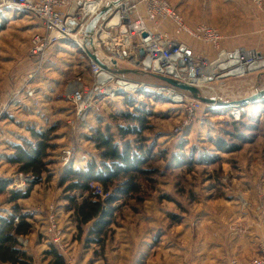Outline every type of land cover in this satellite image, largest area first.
I'll use <instances>...</instances> for the list:
<instances>
[{"label": "rangeland", "instance_id": "rangeland-1", "mask_svg": "<svg viewBox=\"0 0 264 264\" xmlns=\"http://www.w3.org/2000/svg\"><path fill=\"white\" fill-rule=\"evenodd\" d=\"M170 3L175 9L185 6L187 13L176 10L189 24L205 23L227 36L225 49L241 46L264 55V10L250 0ZM42 28L31 16L7 20L0 34V101L5 104L6 94L24 83L33 92L25 105L0 117L1 180L22 173L16 160L20 148L31 151L40 141L47 147L45 170L27 194L11 193L12 182L0 194V212L15 209L11 220L25 227L22 235L29 241L19 264H53L54 249L66 264H230L234 258L256 257L264 238V100L244 106L240 117L234 106H202L191 125L179 131L182 108L164 97H147L131 110L126 98L105 99L73 127L71 86L76 81L93 85L85 52L69 38L40 64L29 50ZM192 49L196 57L214 59L213 51L203 56ZM204 86H227L240 96L252 90L251 95L264 94V74L214 79ZM135 126L138 134L119 135L118 127ZM102 134H112L119 149L129 145L144 152L143 172L134 173L137 190L120 195L124 181L106 188L91 178L89 165L101 168L105 160L97 141ZM89 200L111 213L100 215L110 221L100 234L92 223L80 225L72 208Z\"/></svg>", "mask_w": 264, "mask_h": 264}, {"label": "built area", "instance_id": "built-area-1", "mask_svg": "<svg viewBox=\"0 0 264 264\" xmlns=\"http://www.w3.org/2000/svg\"><path fill=\"white\" fill-rule=\"evenodd\" d=\"M107 2L108 0H0V14L7 12L6 10L21 11L28 17L34 16L41 21L42 31L33 35L29 50L30 55L36 57L40 64L54 46L69 38L85 52L82 56L87 60L93 85L76 81L71 86V102L75 108V119L71 121L73 127L85 122L94 105L105 99L114 101L126 98L138 104L147 97H164L174 106L182 108L179 131L191 125L202 106L215 107H207L187 92L153 84L126 72L116 75L95 64L85 48L86 27ZM250 4L264 10V0H250ZM165 24L174 34L165 30ZM183 36L210 46L215 54L214 59L196 57L192 47L182 39ZM94 37L100 46L99 53L122 69L195 86L199 85L195 82L197 77L206 76L202 82L204 86L214 79L241 78L252 72H264V55L261 52L241 46L225 49L227 36L205 23L189 24L170 0H122L103 18ZM141 51H144L143 56ZM174 55H180V58L173 61ZM191 72L195 74L194 77H191ZM27 95L32 96L33 92L26 83L13 87L6 94V103L2 104L0 101V117L7 114L13 106L20 108L22 104L25 105ZM248 105L234 106L236 117H240L241 111H245L244 106ZM34 180L35 177L30 174L19 173L12 179L11 190L25 196ZM20 217L16 216V221ZM55 228L53 226L50 231L53 233ZM60 234L57 232L56 236ZM13 236L21 252L26 253L29 249L27 238L17 235L16 230ZM58 239L56 237L53 241L55 246L59 243ZM258 250V255L249 261L241 262L234 258L230 264H264V238ZM69 264L73 263L70 261Z\"/></svg>", "mask_w": 264, "mask_h": 264}, {"label": "trees", "instance_id": "trees-1", "mask_svg": "<svg viewBox=\"0 0 264 264\" xmlns=\"http://www.w3.org/2000/svg\"><path fill=\"white\" fill-rule=\"evenodd\" d=\"M6 19H2L0 22V34L5 30ZM66 42V41H65ZM250 49V48H249ZM264 104V103H262ZM264 112V109H262ZM129 117V115H127ZM257 121L261 120L260 115L255 118ZM138 128V127H137ZM135 127H118L119 135L121 137L128 136L130 134H138L140 128ZM112 134H102L97 138L98 144L105 149V160L102 163L101 168L95 167V165H89L91 172V178L96 179L102 183L106 188H116L114 182L118 180L124 181L122 188H118L117 194L125 195L130 191H135L136 185L133 182L135 179L134 173L143 172L142 166L147 161L145 154L138 148H132L129 145L124 146L123 149H119V146L115 143ZM44 139V138H41ZM40 141V140H39ZM38 146L31 150H25L20 148L16 160L20 164V171L25 174H30L36 178H40L44 169V158L46 154V144L44 141H40ZM95 168L99 171L95 172ZM10 180H0V194L5 192L6 187L9 185ZM119 195H117L118 198ZM114 200L111 199L110 203ZM74 214L80 225H88L92 223L93 232L101 233L108 226L110 221H106L102 216H109L111 213H106L102 210V205L99 202L89 200L84 201L81 204H74ZM102 214V215H103ZM25 227H16L13 220H0V262L2 264H19L21 260L19 256L22 255L21 251L16 248L17 243L14 241L13 232H23ZM54 256L53 264H66L65 259L62 257L56 249L50 251ZM23 256V255H22Z\"/></svg>", "mask_w": 264, "mask_h": 264}, {"label": "water", "instance_id": "water-1", "mask_svg": "<svg viewBox=\"0 0 264 264\" xmlns=\"http://www.w3.org/2000/svg\"><path fill=\"white\" fill-rule=\"evenodd\" d=\"M122 0H109L103 9L88 23L86 27V34H85V48L93 60L95 64L102 67L103 69L113 73V74H122L123 72L128 73L129 75H133L137 78L146 80L153 84L161 85L169 89H175L183 92H187L194 96L196 99L203 102L207 107L208 106H215V107H228V106H235V105H248L252 103H257L261 100H264L263 93H256L249 97H244L242 99H231L221 96H216L213 93L209 92L205 88H201L199 86H195L193 84L179 82L174 79L166 78V77H159V76H152L148 74H141L138 72L122 69L115 64L108 61L104 56H102L99 51L95 48V33L99 26V24L103 21L105 16L106 10L110 9L109 12L116 7ZM108 13V12H107ZM125 30V29H123ZM141 55H144V51H141ZM180 58V55H174L172 57L173 61H177ZM264 73L260 74L263 75ZM191 77H194L195 74L193 72L190 73ZM176 77V75H173Z\"/></svg>", "mask_w": 264, "mask_h": 264}, {"label": "crops", "instance_id": "crops-1", "mask_svg": "<svg viewBox=\"0 0 264 264\" xmlns=\"http://www.w3.org/2000/svg\"><path fill=\"white\" fill-rule=\"evenodd\" d=\"M176 9L179 11V12H185V6L183 7L182 5H177V7H176ZM185 13H187V11L185 12ZM14 16H16V17H14ZM22 17H24V18H27L28 16L27 15H25L24 14V12H21V11H12V10H9V11H7V12H2L1 14H0V22H1V20L2 19H6V20H8V21H10V22H15V21H21V20H23L24 18H22ZM20 18H22V19H20ZM15 19V20H14ZM17 19V20H16ZM187 42L188 43H190V45L196 50V52H198V51H200V52H202V54L201 55H206V53L207 54H211L212 55V53H214V52H212V48H210L208 45H203V46H206V47H209L210 48V50H208V49H206V48H202V47H200V46H198V44H196V43H194V41H190V40H187ZM63 44H65V41L63 42V43H59V44H57L56 45V48L58 47V46H60V45H63ZM212 52V53H211ZM210 55V56H211ZM215 55V54H214ZM213 55V56H214ZM213 56H211V57H213ZM124 99V98H123ZM128 100V99H127ZM125 104L130 108V110L131 109H133V108H138L139 109V107H138V105H140V104H142V103H134V102H131V101H125ZM256 104V103H255ZM258 104V103H257ZM1 179H5L4 177L3 178H1ZM9 191H11V193H13L15 196L16 195H18V196H20L18 193H16V192H13L12 190H9ZM22 196V195H21ZM4 210V209H3ZM15 213V209H13V213H12V211H11V213L10 212H6V213H4V212H0V220H11V217H12V214H14ZM22 224H24V223H22ZM16 227H19V229L21 228V227H23V226H16ZM17 231V230H16ZM14 233V232H13ZM22 233L23 232H21V233H19V232H17V235H22ZM14 238V237H13ZM17 249L19 250V251H21L20 249H19V247L17 246ZM30 249V248H29ZM29 249H28V251H29ZM28 251L26 252V253H24L23 251L21 252V253H23V254H27L28 253Z\"/></svg>", "mask_w": 264, "mask_h": 264}, {"label": "bare ground", "instance_id": "bare-ground-1", "mask_svg": "<svg viewBox=\"0 0 264 264\" xmlns=\"http://www.w3.org/2000/svg\"><path fill=\"white\" fill-rule=\"evenodd\" d=\"M109 1V0H108ZM109 10L110 9H108V10H106V14H105V16L109 13ZM108 12V13H107ZM104 16V17H105ZM95 48H96V50L97 51H100V46H99V44L98 43H96L95 42ZM206 75V74H205ZM205 78H206V76H204V77H197L196 79H195V82H197L199 85V87H201V88H205L206 90H208L209 92H211V93H213L214 95H216V96H221V97H226L227 99L228 98H231V99H240L241 97H249V96H251V94H250V92H252V91H254V90H252V91H248L249 93H247L246 95L244 94V95H236L235 93H233L231 90H229L228 88H227V86H221V87H212V86H208V88L207 87H205V86H203L202 85V82L205 80ZM194 85V84H193ZM255 94V93H254ZM263 100H261V101H259V102H257V103H260V102H262ZM256 103V104H257ZM252 104H255V103H252ZM235 106H238V105H235ZM225 107V106H224ZM220 108H223V107H220ZM14 237V236H13Z\"/></svg>", "mask_w": 264, "mask_h": 264}]
</instances>
